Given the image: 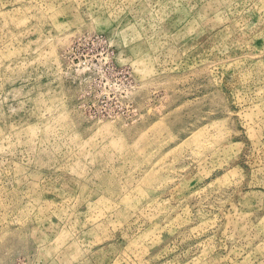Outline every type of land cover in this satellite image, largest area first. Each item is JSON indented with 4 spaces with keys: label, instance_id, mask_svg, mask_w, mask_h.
<instances>
[{
    "label": "rangeland",
    "instance_id": "1",
    "mask_svg": "<svg viewBox=\"0 0 264 264\" xmlns=\"http://www.w3.org/2000/svg\"><path fill=\"white\" fill-rule=\"evenodd\" d=\"M0 264H264V0H0Z\"/></svg>",
    "mask_w": 264,
    "mask_h": 264
}]
</instances>
